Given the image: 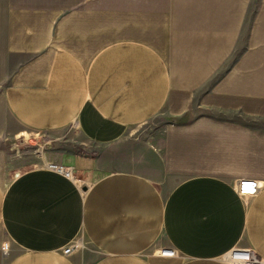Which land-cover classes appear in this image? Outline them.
Wrapping results in <instances>:
<instances>
[{
  "label": "crops",
  "instance_id": "0c3cea01",
  "mask_svg": "<svg viewBox=\"0 0 264 264\" xmlns=\"http://www.w3.org/2000/svg\"><path fill=\"white\" fill-rule=\"evenodd\" d=\"M4 242L5 264L264 259V0H0Z\"/></svg>",
  "mask_w": 264,
  "mask_h": 264
},
{
  "label": "built area",
  "instance_id": "2783aa9c",
  "mask_svg": "<svg viewBox=\"0 0 264 264\" xmlns=\"http://www.w3.org/2000/svg\"><path fill=\"white\" fill-rule=\"evenodd\" d=\"M47 167L51 170L59 171L70 179H76L74 170L71 167H65L50 163ZM18 175V173H17ZM245 186H248L247 188ZM261 184L256 180H242L237 184V192L244 197H250L257 194ZM79 247V243H73L66 247L63 251L65 255H70ZM161 254L167 257H175L177 251L175 249H162ZM228 264H264V259L253 249L244 247H235L229 251L224 257Z\"/></svg>",
  "mask_w": 264,
  "mask_h": 264
},
{
  "label": "rangeland",
  "instance_id": "374dc122",
  "mask_svg": "<svg viewBox=\"0 0 264 264\" xmlns=\"http://www.w3.org/2000/svg\"><path fill=\"white\" fill-rule=\"evenodd\" d=\"M33 138H34V135L32 133L29 135L24 134L22 135V137H19L17 140H15V143L21 146V149L22 148L25 149L26 147H28L29 144L34 145L37 150L41 146H45V143H46L45 139H42V137L37 138V139H33ZM9 257H10L9 250L8 248L6 250V243L4 242L3 244H1V249H0V264H5L6 261H8Z\"/></svg>",
  "mask_w": 264,
  "mask_h": 264
},
{
  "label": "snow or ice",
  "instance_id": "6c2138e0",
  "mask_svg": "<svg viewBox=\"0 0 264 264\" xmlns=\"http://www.w3.org/2000/svg\"><path fill=\"white\" fill-rule=\"evenodd\" d=\"M246 188L248 187V186H245Z\"/></svg>",
  "mask_w": 264,
  "mask_h": 264
}]
</instances>
